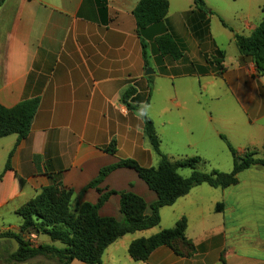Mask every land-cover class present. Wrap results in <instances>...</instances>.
Instances as JSON below:
<instances>
[{
    "label": "crops",
    "instance_id": "0c3cea01",
    "mask_svg": "<svg viewBox=\"0 0 264 264\" xmlns=\"http://www.w3.org/2000/svg\"><path fill=\"white\" fill-rule=\"evenodd\" d=\"M167 1L166 19L145 32L155 72L147 115L161 139V152L173 162L199 157L204 167L210 166L206 172L230 173L233 156L221 138L225 136L240 155L254 152L264 159V78L236 42V35L249 37L264 20V0H204L216 13L207 15L208 29L203 23L207 16L193 12L194 0ZM139 2L3 0L0 104L12 108L38 98L40 105L25 139H0V233L19 231L17 210L50 185L52 174H60L64 187L73 190V206L96 204L102 194L114 191L99 214L120 221V193L132 192L151 213L157 194L133 169H117L89 187L103 168L121 159L145 168L157 167L161 160L143 120L121 102L131 86L138 90L139 105L149 96L133 13ZM166 33L183 48L180 60L158 52L154 41ZM217 50L225 54L222 71L207 61ZM113 142L115 155L106 151ZM12 152V170L5 172ZM237 178L236 185L225 189L206 184L193 188L161 209L159 226L110 245L102 264H221L222 259L225 264H264V167L252 166ZM184 217L189 243L174 244L181 254L162 246L145 262L130 256L132 242L172 228ZM28 239L48 244L43 235L33 233ZM7 240L13 239H0V264L18 248ZM22 264L57 262L37 258Z\"/></svg>",
    "mask_w": 264,
    "mask_h": 264
},
{
    "label": "trees",
    "instance_id": "16d2710c",
    "mask_svg": "<svg viewBox=\"0 0 264 264\" xmlns=\"http://www.w3.org/2000/svg\"><path fill=\"white\" fill-rule=\"evenodd\" d=\"M3 0H0V5ZM195 10L203 17L216 15L205 4L204 0H194ZM169 11L167 0H140L134 10L137 24V35L141 40L145 70L151 68V55L149 43L146 41V30L156 24L163 23ZM264 11V9H263ZM203 22L208 29L210 17ZM222 24L228 27L223 19ZM158 52L162 57L171 56L174 60L184 57L183 48L168 33L155 39ZM236 42L240 54L251 57L258 73L264 78V20L249 36L236 35ZM225 54L221 50L214 52V57L207 59L211 65L215 64L220 71ZM149 83V96L144 105L136 100L137 88L131 86L121 95V102L133 112H136L144 122L145 134L161 160L157 167L145 168L135 160L121 159L117 163L101 170L99 177L90 183L89 187H97L109 174L117 169L130 168L135 170L148 187L157 194V201L151 205V213L146 214L147 203L139 195L132 192H122L120 211L122 220L114 217H102L99 209L116 194L114 191L104 193L96 204L84 203L73 206V190H67L61 180L60 174L50 175L51 183L44 187L33 199L17 210L22 219L18 232L5 231L0 233V239H13L18 248L15 252L6 254L5 264H22L28 261L44 258L55 260L57 264H72L77 260L85 264H102V258L110 245L127 234L145 231L159 226L161 223V209L173 206L180 198L202 184L213 188L225 189L238 183L237 176L251 168L260 165L264 167V159L255 158L254 152L240 155L232 144L221 138L227 144L233 156V170L224 173L218 170L202 172L199 166L204 164L199 157L185 158L171 161L161 152V139L159 138L153 121L147 115L154 87V77H147ZM40 105L38 98L25 100L12 108L0 104V139L17 135L18 140L25 139L31 132L34 118ZM113 155L117 152L116 142L106 149ZM10 154L5 172L12 170ZM192 170L189 177L179 173V169ZM4 173L0 175V182ZM101 193L103 190H99ZM217 206V211L219 210ZM187 219L184 217L172 228L162 230L148 238L139 239L130 245L129 254L136 261H147L151 253L159 247L168 246L181 254L175 247L176 242L189 243L186 237ZM45 235L52 244H34L28 237L30 234ZM55 243L60 244L56 246ZM221 264H225L222 259Z\"/></svg>",
    "mask_w": 264,
    "mask_h": 264
},
{
    "label": "rangeland",
    "instance_id": "374dc122",
    "mask_svg": "<svg viewBox=\"0 0 264 264\" xmlns=\"http://www.w3.org/2000/svg\"><path fill=\"white\" fill-rule=\"evenodd\" d=\"M226 43V42H225ZM225 47H227L228 48V44L226 43L225 44ZM150 51V50H149ZM162 86H167L166 84H162ZM162 86H161V88H162ZM168 86H169V84H168ZM213 104L211 103V107H213L212 106ZM199 170L200 171H202V172H206V170H210V166H199ZM179 171L180 172H185V173H187L188 172V174L189 173H191V170L189 169V168H182V169H179ZM211 172V171H210ZM207 173H209V172H207ZM207 185V184H206ZM209 186V185H208ZM211 187V186H210ZM167 210H169V209H167ZM16 218H18V219H21V217L18 215V216H16ZM43 238H45L47 241H48V244H52V242H51V240L49 239V237H47V236H45V235H43ZM7 242H9L10 244H12L11 246H12V248H13V244L14 245H16L17 243H16V241L15 240H7ZM58 245V244H57ZM11 246H10V248H11Z\"/></svg>",
    "mask_w": 264,
    "mask_h": 264
},
{
    "label": "water",
    "instance_id": "95a60500",
    "mask_svg": "<svg viewBox=\"0 0 264 264\" xmlns=\"http://www.w3.org/2000/svg\"><path fill=\"white\" fill-rule=\"evenodd\" d=\"M155 72H154V70L152 69V68H148L147 70H146V76H150V75H153Z\"/></svg>",
    "mask_w": 264,
    "mask_h": 264
}]
</instances>
